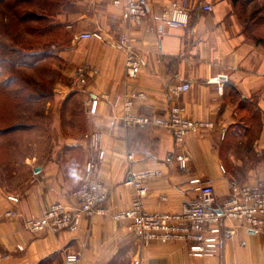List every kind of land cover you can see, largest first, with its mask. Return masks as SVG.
I'll list each match as a JSON object with an SVG mask.
<instances>
[{
    "label": "crops",
    "instance_id": "0c3cea01",
    "mask_svg": "<svg viewBox=\"0 0 264 264\" xmlns=\"http://www.w3.org/2000/svg\"><path fill=\"white\" fill-rule=\"evenodd\" d=\"M140 1L150 12L133 24L113 0H73L56 12L61 34L45 55L58 75L50 140L12 164L8 178L17 184L0 183V250L9 255L0 264H63L65 252L78 253V264H132L136 258L141 264H264V235L243 231L208 258L189 255L178 242L143 246L127 222L109 216H85L72 231L31 233L23 226L52 203L72 204L86 161L97 155L94 133L101 135L105 152L99 179L111 213L130 207L135 190L128 181L144 173H156L144 183L143 207L151 214L180 212L194 197L187 184L192 177L209 182L218 202L228 196L231 180L264 182V34H252L260 20L243 12L242 0H187L189 25L171 28L159 20L171 0ZM207 5L211 11L203 9ZM91 31L101 32L104 41L79 38ZM124 35L141 61L136 79L126 78L119 45ZM82 64L92 72L84 87L74 88L72 76ZM182 83L189 90L173 96L171 89ZM131 91L146 95L134 103L135 114L165 116L178 106L185 118L214 126L182 145L165 128H126L122 103ZM178 154L190 158L185 170L175 161ZM17 167L22 173H15ZM8 211L19 216L7 217Z\"/></svg>",
    "mask_w": 264,
    "mask_h": 264
},
{
    "label": "built area",
    "instance_id": "2783aa9c",
    "mask_svg": "<svg viewBox=\"0 0 264 264\" xmlns=\"http://www.w3.org/2000/svg\"><path fill=\"white\" fill-rule=\"evenodd\" d=\"M113 4L121 8L123 18L131 24L141 22L150 12L148 5L140 0H113ZM186 4L187 0L183 2L171 0L159 15L160 23L171 28L187 27L190 13ZM203 9L211 11L212 7L207 5ZM79 38L104 41V36L99 31L84 32ZM119 45L125 53L126 78L136 79L140 74L141 61L133 49L130 36H122ZM91 72L92 69L87 64L77 66L71 80L72 87H84ZM189 88V83H182L173 87L171 94L177 96ZM145 98V93L137 91L125 95L121 115L124 127L165 128L170 131L175 144L182 145L189 135L201 133L214 126L210 122L185 118L183 109L178 106L170 107L165 116L135 114L134 103ZM90 139L97 155L86 161L82 181L71 195L72 204L52 203L40 217L24 221L23 226L27 231L31 233L72 231L77 229L85 216H109L115 221L127 222L143 246L154 242H178L186 247L189 255L208 258L217 256L223 242L237 237L239 231L247 235H264V182L251 186L231 180L228 196L218 202L214 187L209 182L200 177H192L187 184L194 197L183 205L180 212L151 214L143 207L146 195L144 183L156 173H144L128 181L135 190L130 207L121 212L111 213L106 206L107 190L99 179V167L105 155L101 135L94 133L90 135ZM175 161L181 170H185L190 158L188 155L178 154ZM221 169L225 173L224 168ZM8 199L18 202L15 196H8ZM6 216L14 218L19 215L14 211H8ZM17 249L22 250L20 246H17ZM8 256V253L0 250V261L7 259ZM79 261L78 253L65 252L63 255V264H78ZM132 264H141V260L136 258Z\"/></svg>",
    "mask_w": 264,
    "mask_h": 264
},
{
    "label": "rangeland",
    "instance_id": "374dc122",
    "mask_svg": "<svg viewBox=\"0 0 264 264\" xmlns=\"http://www.w3.org/2000/svg\"><path fill=\"white\" fill-rule=\"evenodd\" d=\"M72 1L0 0V183L17 184L8 178L12 164L50 140L58 75L45 55L55 49L61 34L56 12ZM242 1L252 20H264V0ZM260 21L252 34H264ZM15 173L22 172L17 167Z\"/></svg>",
    "mask_w": 264,
    "mask_h": 264
}]
</instances>
